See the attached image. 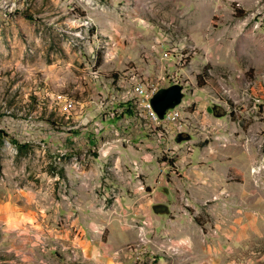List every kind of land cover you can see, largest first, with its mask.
Here are the masks:
<instances>
[{
    "label": "rangeland",
    "instance_id": "rangeland-1",
    "mask_svg": "<svg viewBox=\"0 0 264 264\" xmlns=\"http://www.w3.org/2000/svg\"><path fill=\"white\" fill-rule=\"evenodd\" d=\"M153 61L211 111L154 126ZM114 113L184 144L157 196L105 155ZM0 264H264V0H0Z\"/></svg>",
    "mask_w": 264,
    "mask_h": 264
},
{
    "label": "crops",
    "instance_id": "crops-1",
    "mask_svg": "<svg viewBox=\"0 0 264 264\" xmlns=\"http://www.w3.org/2000/svg\"><path fill=\"white\" fill-rule=\"evenodd\" d=\"M141 33L138 35L140 36ZM122 35V34H121ZM135 37V36H134ZM142 38H144V35H141ZM134 41V40H133ZM136 43V42H135ZM172 56H167V59L170 60ZM158 60V58H157ZM161 60V59H159ZM162 61L164 63V60L162 58ZM158 62H154L152 64V67L150 68V71H147L146 74H150V82L153 84L155 82L163 81L166 79L165 76V71L166 75L171 73L172 76H174L173 73L175 74H182L180 73L179 70L175 72H171L167 69V67ZM142 68V67H139ZM165 68V69H163ZM148 82V81H147ZM171 82V80H170ZM170 82L168 84H170ZM166 83V82H165ZM105 86L108 85V83H104ZM167 85V84H166ZM115 87V86H114ZM191 89V92L193 96L187 97L188 96V90ZM193 89V91H192ZM184 90L186 92V97L183 98L182 101V107L184 104L191 105L192 103H197L198 108L200 110H203L207 113L211 111V109L206 105L207 101H205V97L200 93L199 90L194 89L192 86H188V84L185 85ZM122 92H120L121 94ZM135 95V93L133 94ZM120 96V95H119ZM130 96V95H129ZM185 118V117H184ZM143 118H138L137 116H115L114 114H109L107 116H99V120L101 121V128L102 129H107L105 130L104 134L110 132V136L106 137L107 139H111V145L106 147L104 149L105 155L111 154V162L115 165L116 162H118V167L124 165L129 167L127 175H125L126 178L131 179L130 185L133 183L135 184V194L138 196L141 194L145 197V194L150 196H157L156 194L158 193L157 188H159L160 184H162V181H164V177L161 175L160 170H161V164L156 161V158L159 157L161 150L162 149H169L175 158L178 157V160L180 161L179 167L184 169L186 172V166H184V163L186 161V157L184 156V152L182 151V148L184 144H172V143H166L165 145L161 146V143L165 142L167 140L166 138H161V133L157 131V134H151L153 138H157L156 143L154 142L150 146H145L143 143L145 139L141 136L144 127H146L143 123ZM198 120V119H197ZM195 119H193L192 123L189 121V123L193 126H197V124L194 123ZM201 121V120H200ZM97 122V121H96ZM136 122H140L136 125ZM182 124V122L180 121ZM180 123H174L176 128L179 131V126ZM136 126V127H135ZM148 126V125H147ZM92 127V126H91ZM129 128H136V130L129 132ZM156 129V128H155ZM139 130V131H138ZM157 130V129H156ZM117 135H116V134ZM141 133V134H139ZM111 137V138H110ZM194 141L193 139L189 142ZM174 143V142H173ZM193 152H186V155H193L195 156L196 149H192ZM118 155V156H117ZM174 164H178L175 163ZM162 176V177H160ZM172 179L174 178V175L171 176ZM162 180V181H161ZM164 185V184H163ZM145 187L146 192H145ZM152 188V190H150ZM160 199V197H158Z\"/></svg>",
    "mask_w": 264,
    "mask_h": 264
},
{
    "label": "built area",
    "instance_id": "built-area-1",
    "mask_svg": "<svg viewBox=\"0 0 264 264\" xmlns=\"http://www.w3.org/2000/svg\"><path fill=\"white\" fill-rule=\"evenodd\" d=\"M175 78V77H174ZM172 83L181 84L178 79H173ZM160 86L157 84H153L151 86H147L142 83H137L134 87L135 91L139 92V96H141L143 101V111H145L146 115L149 117V119L153 120L156 124H164V123H177L180 120V111H178V107H175L174 109H171L168 113H166L165 117L161 119L159 115L156 113V111L153 108L152 99L156 92L159 90ZM74 104V103H71ZM182 127V124L180 123V126ZM185 128V127H183ZM187 128V127H186ZM185 128V129H186Z\"/></svg>",
    "mask_w": 264,
    "mask_h": 264
},
{
    "label": "water",
    "instance_id": "water-1",
    "mask_svg": "<svg viewBox=\"0 0 264 264\" xmlns=\"http://www.w3.org/2000/svg\"><path fill=\"white\" fill-rule=\"evenodd\" d=\"M184 97V86L182 84H174L153 97V108L159 117L163 119L166 113L182 103Z\"/></svg>",
    "mask_w": 264,
    "mask_h": 264
},
{
    "label": "bare ground",
    "instance_id": "bare-ground-1",
    "mask_svg": "<svg viewBox=\"0 0 264 264\" xmlns=\"http://www.w3.org/2000/svg\"><path fill=\"white\" fill-rule=\"evenodd\" d=\"M138 94H139V92H138ZM140 104H141V106H142V108H143V101H142V98L140 99ZM148 117V116H147ZM149 118V117H148ZM180 118H181V114H180ZM151 120V119H150ZM151 122L154 124V126H156V127H159L160 128V126H162V124H156V123H154V121L153 120H151ZM258 222V221H257ZM258 225V224H257ZM260 225H262V224H260ZM233 229V228H232ZM236 232V231H235ZM217 241V240H216Z\"/></svg>",
    "mask_w": 264,
    "mask_h": 264
},
{
    "label": "trees",
    "instance_id": "trees-1",
    "mask_svg": "<svg viewBox=\"0 0 264 264\" xmlns=\"http://www.w3.org/2000/svg\"><path fill=\"white\" fill-rule=\"evenodd\" d=\"M161 91H162V90H160L158 93H160ZM158 93H157V94H158Z\"/></svg>",
    "mask_w": 264,
    "mask_h": 264
}]
</instances>
